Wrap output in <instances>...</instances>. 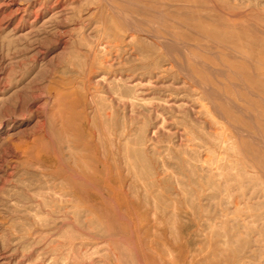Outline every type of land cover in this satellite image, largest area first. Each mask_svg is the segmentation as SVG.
<instances>
[{
    "label": "rangeland",
    "instance_id": "1",
    "mask_svg": "<svg viewBox=\"0 0 264 264\" xmlns=\"http://www.w3.org/2000/svg\"><path fill=\"white\" fill-rule=\"evenodd\" d=\"M216 34L264 0H0V264H264V76Z\"/></svg>",
    "mask_w": 264,
    "mask_h": 264
},
{
    "label": "bare ground",
    "instance_id": "2",
    "mask_svg": "<svg viewBox=\"0 0 264 264\" xmlns=\"http://www.w3.org/2000/svg\"><path fill=\"white\" fill-rule=\"evenodd\" d=\"M210 36L213 38V40L217 41L218 43H222L223 45L230 42L229 45H232L230 48L232 50H234L235 52H238V53L245 55V56L249 57L250 59H252L253 60V69H256L257 71H259L264 76V49H262V48H264V40L256 41L258 43V48L261 50H259V49L258 50H256V49L252 50V49H248V48L245 49L243 46H241L237 42H231L230 40L228 42L227 38L222 36V34H216V35H210ZM254 45H255V43H254ZM256 70H254V72Z\"/></svg>",
    "mask_w": 264,
    "mask_h": 264
}]
</instances>
